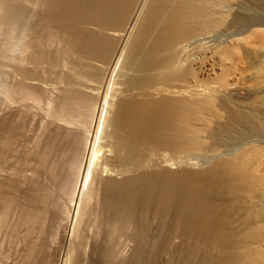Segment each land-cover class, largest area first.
<instances>
[{
  "label": "bare ground",
  "instance_id": "bare-ground-1",
  "mask_svg": "<svg viewBox=\"0 0 264 264\" xmlns=\"http://www.w3.org/2000/svg\"><path fill=\"white\" fill-rule=\"evenodd\" d=\"M22 1L18 9L13 0H0L3 21L30 20L28 2L34 1ZM43 3L35 26L66 44L49 64L58 68L68 59L72 66L63 64L69 71L59 74L65 84L54 109L55 101L52 111L43 107L41 158L34 157L40 174H27L18 216L35 228L27 235L36 236V226L47 228L49 220L53 228L89 235L88 244L78 241L88 245L90 257L79 253L77 264H152L150 251L162 248L163 254L182 242L180 257L160 252L158 258L165 264H264V0ZM19 68L20 76H30ZM19 82L17 90L25 80ZM11 116H0V162L12 151ZM225 149L234 152L224 156ZM6 183L0 180L4 219L14 210ZM59 185L69 192L50 195ZM46 228L51 235L58 229ZM69 237V244L76 241ZM126 241L134 247L129 244L132 254L124 259ZM31 242L30 251L38 240ZM32 248L38 259L41 249Z\"/></svg>",
  "mask_w": 264,
  "mask_h": 264
},
{
  "label": "rangeland",
  "instance_id": "rangeland-1",
  "mask_svg": "<svg viewBox=\"0 0 264 264\" xmlns=\"http://www.w3.org/2000/svg\"><path fill=\"white\" fill-rule=\"evenodd\" d=\"M13 1L15 2V3H13V4H15V6H16V4H19L20 2H24L22 0H18V1L17 0H13ZM29 1H31V0H29ZM32 1H34V2L33 3H29L28 2V5L29 4L30 5L32 4L35 7H33L31 5V8H30V5H29V8H30L29 10L34 9V11L36 13L38 11V9H39V12H37L38 15H36V14L34 15V11L32 10L33 15L30 14L31 16H29V19L31 21L28 20V19L25 20V21H23L22 18L20 19V21L19 20L18 21L14 20V23H12V21L11 22L10 21H6V20L3 21V19H4L3 16H6V15L2 11L1 12L3 13V15L0 12V17L2 16V19L0 18L1 19V21H0V116L3 117V115H5V114H9L10 116L12 115L11 117L13 119V124H14V131H13V134L14 135L12 134V136H14V137H13V139L11 137L12 140L10 141V143H8V145L9 144L12 145V147L10 146L11 149H12V151L9 150L11 152L7 156L8 159L6 158V160H1L2 162H0V180H5V183L7 182L8 185H10V186H7L6 185V186H7L8 189H10L9 192H10V194H11V196H12L13 199L11 197L10 198L14 202L13 203L14 208L12 206V209H14V210H9V212H10L9 214L10 215L9 214L8 215L6 214L5 215V219L4 218H1L2 215L4 214L3 213V210H4L3 208L4 207H3V205H0V213H1L0 214V218L3 219V220H5V221H3L4 222L3 225H5L3 227L4 229L1 227V231H0V264H21V263L24 264V262H25V264H27V261H29L28 259H30V258L31 259H33V258L35 259L36 258V257H34V256H36L35 255V252H31V251H34L35 248L33 249L32 247H35V246H36V249H37V246H39V249H37V250H40L41 249V252L40 251L37 252L35 250L37 253H40V254H37L38 259L37 258H36V260H34V259L31 260L30 259L31 261H29L30 263L28 262V264H33V263L34 264L35 263L36 264H45L44 261L42 262V259L46 261V264H49V262H50V264H59V260H60L61 257L63 258V260H66L67 261L66 264H74L76 262V260L78 259V256L81 255L82 253H84L83 255L85 257H90V254L88 253L89 251H87L89 249L88 245H86V243H83L82 244V242H87V244H88L89 241H87V239L88 240L90 239V238H88L89 235H86L85 236V234H81V231H77V233L76 232L74 233V232H71L72 231L71 229L65 230L62 227H55V228H53L54 226H51L52 224H50L51 223L50 220L48 222V219H46L47 220L46 222L49 223V224H47L48 225L47 228L51 231V233H52L53 229H56V228H58V229H56L58 231L57 232H56V230H55V232L53 231L52 235L50 233H48V231H45L48 234L47 235V238H48L49 235H50L49 238H51V240L48 238V240H49L48 241V240H46L47 238L45 239L46 235H43L42 234V231L44 232V229L46 227L43 229V227H42L43 225L40 226V227H42V231H41V229H38L39 226H36V230L37 231L36 232L34 231L35 232L34 234L36 236L40 235V234L37 233L38 230L42 234L41 236H38L39 238H41V240H39V238L38 239H35L36 236H34L33 234H30L29 235L30 237H29L27 234H29L31 232V231L28 230L30 227L27 228L28 225L25 224L26 225V228H25V225L23 224L24 222L20 221L21 219L19 220V217L21 218V215L19 216V214L21 212L20 208H22L23 205H24L23 204V201H24L23 200V197H24L23 190L25 191L27 189L25 187L23 188V186H26L25 183H27L25 181H27L28 175H29V178H30V175H32L33 172L35 173V174L33 173L35 176L37 174H40V172L39 173H36V172L39 171L38 169L40 167V164H35V163L37 162L36 160L38 159V157H39V159L41 158L40 157V153L41 152L40 153L37 152V151H40L41 150L39 148L40 147L39 146V142L42 141V135H41L42 133H41V131L43 129L42 128V125H41L42 124L41 123L42 122L41 119H42L43 115H45L46 112H48L47 110L44 111L43 110V107L45 109L46 108L47 109L49 108V111H52V109H54V105L57 104L56 100L59 99L58 97L60 96V92L62 90L61 88L63 86L62 85L63 81L61 80V76L60 75L61 74L64 75V74H66L65 71H67V72L69 71L67 69L64 71V69H65L64 68V65H65V63L67 64V62H68L67 60L68 59H65V60L63 59L65 63H62V61H61V64L62 65L64 64L63 65V70L61 68H60L61 70H59V67L61 66V64H60V66L58 64V66H59L58 68H56L57 66L54 65V67L56 68L55 70H54V67L52 68V65L53 64L50 66V64H51L50 61L53 62L52 59L50 60L51 56L53 54L56 55L55 53H59V52L63 51L62 48H64L66 44H65V42L63 40L61 41V39L59 37H57V35H55L56 37L53 36V34H56L55 31H53L55 33H51L50 30H48V32H47V29H46V32H45V30H43L44 29L43 27H42L43 28L42 30H39L40 27H38L37 25H36L37 27L35 26V24H36L35 23L36 17H34V16H39L41 13L44 12L42 10L45 7L41 6L40 4L44 2L43 4L45 6V3L47 4V0H46V2L44 0H32ZM38 3H40V4H38ZM34 4H36V5H34ZM19 5H21V4H19ZM19 5H17L16 7L18 8ZM23 5L25 6V4H23ZM23 5H21L22 6V9H23ZM38 5H40L39 7L40 8L42 7L43 9L41 8L42 10H40V8L38 7ZM36 7L38 9H36ZM31 17L32 18L34 17L33 18L34 20ZM32 20L34 22H32ZM8 22L10 24L12 23V25L8 24ZM28 22H29L30 25H32V24L34 25L32 27H33L34 30L36 29L35 32L38 31V34H37V32L35 34H31V33H33V29H32L31 26H30L31 28L30 27H26V26H29L28 25ZM11 26H14V27L10 28ZM30 29H32V31H30ZM26 30H28V31H26ZM43 32L46 33V34H42V36H41L40 34L43 33ZM49 32H50V34H49ZM37 35H39L40 37L37 36ZM51 35H52V38H51ZM34 38H36V39H34ZM50 38L51 39H53V38H56V39L59 38L60 40L53 39V41H51ZM35 44H37V46ZM38 53H40V55L42 53H44V54H42V56H44V57L40 56L41 59H43V61H44L43 63H40V62H42L39 59L40 57L39 56H36V55H39ZM48 55H50V57ZM45 57H47V58L49 57V60L47 59V62L48 63L46 62V60H44V59H46ZM52 57L54 59V56H52ZM35 59H36V61H35ZM37 60H38V63H37ZM68 64L70 66H72L71 63L68 62ZM18 65H20L23 70L26 69L27 72L29 70V73L28 74L30 76L27 77V75H26L25 77H23L25 74L23 76L22 75L20 76V74H23V73H21L22 71L19 72V69H20L19 67L20 66L18 67ZM69 65L68 66L65 65V67L70 68ZM24 67H25V69H24ZM59 71L60 72L61 71H64L65 73H59ZM31 72H32V75L33 76L30 74ZM19 79L21 81L25 80V84L23 83L24 84L23 85L24 88L21 89V90H23L22 91L23 93L25 92L24 94L22 92H19L21 90H17V88H18L17 83H20L19 82L20 81ZM58 79H60V80H58ZM12 82H13V85L16 83L15 84V88L12 87L13 86L12 85ZM112 83L113 84H111L110 90L114 86V82L113 81H112ZM63 84H65V83H63ZM29 85H30V87H29ZM25 86H27V89L25 88ZM60 86H61V88H60ZM24 89H26V91H24ZM14 91H18L17 94H14ZM18 93H21V94H18ZM54 98L56 100H54ZM52 101L53 102L55 101L56 103L54 102V104L51 105L50 103ZM50 105L53 106V108L51 110H50V108H51ZM2 117H0V118H2ZM74 122L77 125L74 124V123H72L71 124L72 126H74V125H76L75 127H77V126L79 127L80 126V124L78 125L79 122L78 123L76 122V119H75ZM71 125H70V127H71ZM75 127H73V128L71 127V129L74 130ZM40 137H41V139H40ZM40 145H42L41 142H40ZM41 148H42V146H41ZM226 150L227 149H225V151H223V153L226 154V155L224 154V156H229L227 154H230V152L231 153L234 152V151L228 149V151L230 150V152L228 153V151H226ZM36 154H37V156H35ZM34 157H37L36 160H35ZM39 159H38V161H39ZM192 159H193V162H197L200 165H203V166L208 165L207 163H205V161H202V160H200L198 158L193 157ZM31 162L34 163V164H32L33 166L32 165L31 166L29 165V163L31 164ZM27 165H28V167H27ZM35 165H37L39 167L38 168L37 167H34ZM30 167H31V171L29 172L28 170H30V169H28V170H26V169L27 168H30ZM40 169H41V167H40ZM35 170H36V172H35ZM34 175H32L31 178ZM35 176H34V178H35ZM40 177L41 176H37L36 177V180L38 181L37 178H39V181L40 180L43 181V178H40ZM34 178H33V180L31 179L32 180L31 183L35 180ZM37 181L35 183H38L39 182V181L38 182ZM28 183H29V181H28ZM28 185H27V187H28ZM67 186L68 185H65V186L59 185L58 187L52 186L51 188L54 187L55 189L54 188L53 189H49L50 190L49 194L55 196V194H57V192L59 191L58 194L61 196V193L60 192H63V193L69 192V189L68 188H70V186H68V187ZM65 187H67L66 188L67 191H65L66 190ZM59 189H61V190H59ZM63 189H65L64 190L65 192L62 191ZM52 190H55L57 192L55 193V191H54L55 194L54 193L52 194ZM63 193H62L63 196H69V195H65ZM22 195H23V197H22ZM54 196H52V197H54ZM56 196H57L56 198H58V195H56ZM60 198L61 197H59L58 201L59 200L61 201ZM65 198H68V197H65ZM54 199H55V197H54ZM64 199H62V201H64ZM65 201H69V199L68 200L65 199ZM17 203H18V205H16ZM65 203H68L69 204L71 202H65ZM61 204H63V202ZM65 205H67V204H64V206ZM69 205H71V204H69ZM69 205H67V206H69ZM72 205H74V203H72ZM75 206H73L72 209L74 208V210H76V208L78 207L77 206V202L75 203ZM70 208H71V206H70ZM74 210H73V212H74ZM77 210H78V208H77ZM77 210L75 212H77ZM18 220L20 222H22V225H24V227L21 225V223ZM12 223H13V225H12ZM64 223L65 222H63V224ZM11 226H12V229H11ZM44 226H46V225H44ZM32 227H35V226H32ZM51 227L53 228L52 230L50 229ZM14 228H15L16 231L15 230L13 231ZM47 228H46V230H48ZM26 229L29 231L28 233L26 232L27 231ZM30 229H32V228H30ZM33 229H35V228H33ZM18 230H19V232H18ZM45 232H44V234H45ZM65 232H66V234H68V236L64 234ZM79 232H80L81 235L79 237H77L79 235ZM71 233L77 234L76 236L73 234L75 236V238H73L74 236ZM11 234L13 235V237H12ZM25 234L29 237L30 241H32L30 243V246L36 240H38L37 243H39L41 241L42 244H43V246H42L41 243H39V245H38L35 242L32 245L31 251H30V247L28 246L30 241H28V240L26 241V238L28 239V237L27 236H24ZM21 235H22V238H21ZM31 235H33L35 238L34 237L32 238ZM69 235H71V237H72L71 240L74 239V241L76 240L78 243H79V241H78L79 238H81L80 240L83 239L82 242L80 241V243L82 244L83 247L81 246L80 243L79 244H76L77 243L76 241L75 242L72 241V243H71L72 245L69 244L70 243V237H69ZM83 235H84V237H86L85 238L86 241H84L85 239L83 238ZM31 238L34 239L35 241L31 240ZM64 240H65V243H64ZM176 241L177 242L178 241L180 242L181 240L180 239H176ZM45 242H46V244H47V242H48V244L50 242V245H48V244L45 245ZM177 242H175V243H177ZM179 242L177 244H179ZM73 243H74V245L76 244L75 247H74ZM125 243H127V241ZM35 244H37V245H35ZM129 244H130V246H129ZM132 244L133 243H131V242L128 241V243L125 244L126 245L125 247L122 246L123 248H121L122 249L121 252L123 253V255L121 254V256H124L125 257V258L123 257L124 259H127L128 256H131L130 253L132 254V252H130V250L133 249L132 246L134 247V245H132ZM182 244H183V242L180 243V245H178L177 247L178 248H181L182 247ZM79 245H80V247H79ZM84 245H85L86 250H84V251L82 250L83 251L82 252V251H80V248L85 249L84 248ZM40 246H42V248H40ZM47 246H48V248L46 249ZM128 246L131 249H128V251H127L126 249L128 248ZM174 246L176 247V245H174ZM76 247L78 249L77 252L75 251ZM171 247L173 249H171ZM171 247L170 248L167 247L168 249H166V250L168 251L169 249H171V251L174 254L170 250L168 252L163 251V254L166 255V253H167L168 255H166V256H167V258L169 257L170 259H172L174 257H176V259H177L178 258L177 256L180 257L179 252L182 249L180 250L177 247L175 248V247H173L172 244H171ZM44 248H45L46 251L49 250V251H47L49 253H47L44 250ZM42 249H43V252H42ZM162 250L163 249L161 248V250L158 249L156 252L155 251H153V252L150 251V254L152 253V255L150 256V254H149V256H150V260H151L152 264H160L159 262H161V261L163 263V260L162 259L160 260L158 258V256L162 254ZM164 250H165V248H164ZM28 251H30L29 253L32 254V256L28 253ZM44 251L46 252V255L49 254V256L47 255L49 257V259L47 257L45 258V256H44L45 252ZM176 251H177V253L179 255L176 254ZM33 253H34V256H33ZM79 253H81V254H79ZM25 254H26V256H25ZM28 254L31 257L28 256ZM40 255H41V257L43 256L42 259H41V257H39ZM154 255H155V258H154ZM172 255H174V256H172ZM27 257H28V259H27ZM151 257H153V260L151 259ZM159 257H161V256H159ZM163 257H164V255H163ZM47 259H48L49 262H47ZM85 259H89V258H85ZM38 260L41 261L42 263L41 262L40 263H37V262H39ZM73 260L75 262H73ZM34 261H36V262H34ZM88 261L89 260L86 261L87 264H89ZM86 263L84 262L83 264H86ZM75 264H77V263H75ZM163 264H165V263H163Z\"/></svg>",
  "mask_w": 264,
  "mask_h": 264
}]
</instances>
